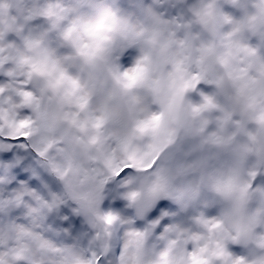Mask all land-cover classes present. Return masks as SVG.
Instances as JSON below:
<instances>
[{"label":"clouds","instance_id":"1","mask_svg":"<svg viewBox=\"0 0 264 264\" xmlns=\"http://www.w3.org/2000/svg\"><path fill=\"white\" fill-rule=\"evenodd\" d=\"M0 264H264V0H0Z\"/></svg>","mask_w":264,"mask_h":264}]
</instances>
